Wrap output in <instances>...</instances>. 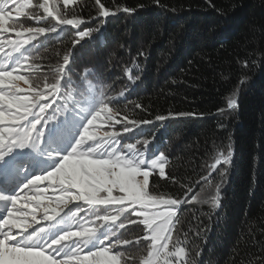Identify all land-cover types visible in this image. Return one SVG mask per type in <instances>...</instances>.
I'll use <instances>...</instances> for the list:
<instances>
[{
  "label": "trees",
  "instance_id": "trees-1",
  "mask_svg": "<svg viewBox=\"0 0 264 264\" xmlns=\"http://www.w3.org/2000/svg\"><path fill=\"white\" fill-rule=\"evenodd\" d=\"M102 2L118 14L100 22L101 31L94 33L91 40L86 39L83 47L77 46L71 71L65 69L67 82L61 80V94L55 100L43 84L53 82L54 69L63 63L76 35L71 28L58 25L56 17L72 18L69 13L73 11L84 18L89 13L95 16L94 0H76L67 6L64 0H31L23 11L25 15L14 17L9 23L55 28L56 32L32 37L26 34L24 39H29V44L15 48L8 41H17L23 32L18 28V35L2 33L0 49L3 46L13 56L0 61L10 65V71L13 60L25 65L22 70L17 66L16 71L27 77L32 99L33 89L41 85L45 95L39 100L50 104L44 113L46 125L87 113L86 101L103 92L108 110L115 113L111 124L105 120V129L114 133L119 145L136 144L139 148L138 142L147 140L149 152L154 146L165 152L166 172L178 182L157 179L153 174L149 192L155 186L159 193L180 194L185 184L197 191L196 201L177 210L179 220L173 218L175 228L169 242L172 250L173 244L180 241L177 246L185 248V264H264V60L259 59L264 55V0H159V6L156 0ZM45 3L52 15L36 7ZM124 7H136L138 11L124 13ZM29 16L42 19L33 21ZM97 23L93 21L87 27H96ZM15 49L17 54L13 53ZM245 58L253 59L256 66L241 69L238 62ZM84 69L95 72L89 80L100 81L99 91L93 89L92 95H86L79 86ZM241 72L248 74L250 83L239 96L238 108L225 117L139 123L155 121L156 116L168 113H214L225 106V93ZM225 76L233 78L226 82ZM222 121L226 123L223 129L217 127ZM124 124L132 131L124 133ZM81 131L77 129L66 143L49 146L43 154L19 162L21 179L40 171L44 157L48 165L55 164V157L65 154ZM229 137L234 155L227 174L221 179L218 166L212 178L203 183L201 177L207 175L212 157L222 144L229 143ZM217 185L220 204L212 208L209 201L216 195ZM128 211L114 222L91 215L87 220L100 229L106 223L118 224ZM86 212L84 207L77 215L83 217ZM106 214L98 211L100 217ZM131 219L138 218L133 215ZM117 234L121 239L135 241L145 235V229L140 223L126 224ZM148 250L143 239L122 247L121 264H144L149 258Z\"/></svg>",
  "mask_w": 264,
  "mask_h": 264
},
{
  "label": "snow or ice",
  "instance_id": "snow-or-ice-1",
  "mask_svg": "<svg viewBox=\"0 0 264 264\" xmlns=\"http://www.w3.org/2000/svg\"><path fill=\"white\" fill-rule=\"evenodd\" d=\"M65 5H72L76 0H64ZM159 6V0H156ZM213 6V5H210ZM242 7V5H240ZM25 4L19 0H11V8L7 5V0H0V33H15L19 31L29 34V37L45 33L56 32L55 28L45 29L21 27L19 23H9L13 20V11L16 18L25 15L23 9ZM36 7L44 9L49 15L51 11L45 4ZM96 15L91 13L84 18L75 11L69 13L72 18L56 17L58 25L71 28L75 32L72 41V48L68 54L63 56V63L54 69L55 78L51 83H44L43 89L55 100L56 95L61 94V80L67 82L65 69L71 71V65L75 61V51L77 46L83 47L87 40L93 38L94 33L101 31L102 24L107 18L117 15L118 11L110 10L102 0H94ZM142 7V6H141ZM214 7V6H213ZM235 9V6H234ZM136 7H124V13H135ZM174 11V10H173ZM219 15H224L222 11L216 9ZM33 21L42 19L40 16H29ZM98 22L96 27H87L88 24ZM83 26V27H82ZM29 39L11 41L13 47L29 44ZM259 59L264 60V55ZM241 69L253 67L255 61L245 58L239 61ZM12 70L0 67V83L5 78L13 79V71L25 67L20 61H12ZM31 68V65H27ZM85 73L79 86L86 95H92V90L99 91V78L95 82L88 77H95V72L84 69ZM79 75V74H78ZM233 77L225 76L227 82ZM14 79H24L26 76H18ZM236 83L231 85L225 93L223 107H218L214 113L179 112L158 115L155 121L144 120L140 124L149 125L155 122H165L172 119H205L210 117H225L228 113L236 110L239 106V96L244 87L250 83L247 73L241 72L235 77ZM41 90V85L37 84L33 89V100H39L45 95ZM16 90L10 86L9 96L5 97L4 90L0 89V101L7 100L11 106L8 115L12 117L15 124L10 128L7 135L0 133V264H121L123 252L121 248L130 244H138L143 239L149 246L148 259L144 264H173L174 260H179L180 264H185L182 257L185 248L177 246L180 241L173 244L169 250L171 233L175 228V222L179 220L177 210L182 205H187L197 199L196 189L188 184L182 185L183 192L180 194L159 193L155 186L149 192L150 177L155 174L157 179L167 180L177 183V178L166 172L167 156L158 146L149 152L147 145L150 141L138 142L136 144L119 145L116 136L106 135L97 140L95 134L90 131V126L101 118L109 124L115 113L108 110V103L103 92L99 96L92 95V99L86 101L89 110L79 116H67L64 119L46 125L47 118L45 111L50 107L48 100H44L38 106L27 99H21L15 95ZM111 103V98H107ZM32 107H37V111H31ZM139 107V105H137ZM23 109L20 111L19 109ZM16 111L13 112L12 110ZM55 110V109H54ZM6 113L0 110V120L5 118ZM30 117V118H29ZM42 120L44 122H42ZM127 120V117H124ZM22 121V122H21ZM134 124L136 122H133ZM40 126L39 128L37 126ZM47 126L45 133L44 129ZM218 128H225L226 123L222 121ZM123 132L128 133L132 128L128 124L122 125ZM77 129H82L74 145L70 150L61 156L60 162L50 170L32 175L26 182L17 185V161L21 156L36 157L47 151L49 146L62 145L66 143ZM155 139V137H153ZM227 145H221L216 154L212 157L213 163L207 167V175L201 177L203 183H207L212 178V173L218 171L221 179L227 174V166L232 163L234 150L229 137ZM27 152H21L22 149ZM97 158H93V157ZM49 182L60 195L56 200L63 204V207H50L41 204L28 197L27 193L35 189L40 182ZM220 186H216V195L212 196L209 203L212 208L220 204ZM5 189H11L10 194H5ZM202 190V189H201ZM26 202L24 207H20V202ZM167 197V198H166ZM70 202L72 207H69ZM35 205V207H31ZM157 205H163L165 211L149 212L147 210L138 212L137 209H154ZM87 207L85 216L77 218V213ZM31 208V219L37 225L19 223L20 220H27L28 209ZM73 208L76 211H73ZM42 209V219L47 222L45 228L39 225L36 220V212ZM67 209V211H65ZM130 209V211H128ZM103 210L106 215L100 217L98 211ZM111 210V211H110ZM128 211V215L119 221L118 224L106 223L100 229L87 227V217L96 216L98 220L105 222L117 221L118 216ZM49 212L52 215H49ZM113 212L115 214H113ZM62 213V214H61ZM137 216V220L131 217ZM140 223L145 229V235L135 241L121 239L117 234L118 229H124L126 224ZM75 228L76 230H72ZM163 257V259H161ZM131 264V261H128Z\"/></svg>",
  "mask_w": 264,
  "mask_h": 264
},
{
  "label": "rangeland",
  "instance_id": "rangeland-1",
  "mask_svg": "<svg viewBox=\"0 0 264 264\" xmlns=\"http://www.w3.org/2000/svg\"><path fill=\"white\" fill-rule=\"evenodd\" d=\"M19 2L26 5V7L23 9V11L31 4V0H19ZM7 5L11 8V0H7ZM12 11H13V17H16L14 8L12 9ZM2 19L3 18L0 17V22H2ZM1 34L2 33H0V35ZM26 34L27 33H24V32L22 34L20 33L19 34L20 37L18 40H23L25 38ZM1 40L2 39L0 38V44H1ZM4 50L5 49L2 46L0 49V60H1V58H4V59L7 58L8 59V58L13 56V54L8 53L7 51H4ZM13 53L17 54L18 51L15 49L13 51ZM0 67L6 68V70L10 71V65L7 66V64L4 61H0ZM21 70H22V68H21ZM18 76H24V75L22 74L21 71H15V72H13V79L11 81L8 78H5L4 82L0 83V89L4 90L5 97L9 96V88L11 86L16 90L14 92L15 95L19 96L21 99H27V100L31 101L32 103H34L38 106L41 103L40 100H33L31 98V96L28 95L29 92L31 93L29 86H27V83L25 82L24 79H14L15 77H18ZM10 108H11V106L8 105L7 100L0 101V110L4 111L6 113L5 118L3 120H0V133H3L5 135L8 134L10 128H12L13 124L16 123V121H14L12 119V117L8 115ZM36 109H37V107H32L31 111L34 112V110H36ZM19 110L23 111L22 108ZM12 111L15 112L16 110L13 109ZM106 126H107V123H106L105 119H103V114H102L101 118L98 119L94 123V125H92V127H90V131L95 134V139L99 140V139L105 137L106 135L115 136L114 133H112L110 131H106V129H105ZM69 150H70V148H69ZM20 151L23 153V152H27L28 149L26 148V149H22ZM62 155H59V157H55V159H54L55 164H53L52 166L48 165L47 158H45V157L42 158L41 159L42 164H41L40 171H35L33 174H30L28 177H26V179H21L20 171L17 169V176H16L17 185L22 184L23 182H26L32 175L40 174L41 172L50 170L51 168L55 167L60 162ZM26 158H32V157L31 156H21L18 158L17 164L19 162L25 161ZM93 158L95 159L97 157L94 156ZM24 173L27 176L28 172L24 171ZM4 191H5V194H10V192L12 190L11 189H5ZM27 195L30 199L35 200L41 204L49 205L50 207H57V205H59L60 207H63V204L55 199V197H58L60 195V193L57 190H55L49 182H43V181L40 182V184L35 189H33L32 191H29L27 193ZM25 203L26 202L23 200V197H22L19 206L24 207ZM72 203H79V202H70L69 207H72ZM31 207H35V205H32ZM145 210H147L149 212H152V211L162 212V211H165L166 209L163 205H157L154 209H142L141 211H145ZM65 211H67V209H65ZM73 211H74V208H73ZM28 213H29L28 219L27 220L22 219L19 221V223L21 225L27 223V224L32 225L33 227H36L37 225L31 219V208L28 209ZM77 214H79V213H77ZM35 215H36V220L39 221V225L46 228L48 226V224L46 221H44L42 219V209L38 210ZM49 215H52V213L49 212ZM84 216H85V214H84ZM79 217L80 216L77 215V218H79ZM88 218L89 217H87V219ZM86 226L94 228L92 225H90L89 222H87ZM72 230H76V229L73 228ZM149 258H151V257H149ZM161 259H163V257H161ZM182 259L184 261L185 255L182 257ZM173 264H180V261L174 260Z\"/></svg>",
  "mask_w": 264,
  "mask_h": 264
}]
</instances>
